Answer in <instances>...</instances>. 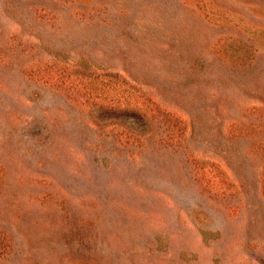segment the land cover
Instances as JSON below:
<instances>
[{"label": "rangeland", "instance_id": "374dc122", "mask_svg": "<svg viewBox=\"0 0 264 264\" xmlns=\"http://www.w3.org/2000/svg\"><path fill=\"white\" fill-rule=\"evenodd\" d=\"M0 241L264 264V0H0Z\"/></svg>", "mask_w": 264, "mask_h": 264}, {"label": "trees", "instance_id": "16d2710c", "mask_svg": "<svg viewBox=\"0 0 264 264\" xmlns=\"http://www.w3.org/2000/svg\"><path fill=\"white\" fill-rule=\"evenodd\" d=\"M114 109H111L113 113H120L123 112V114H130V117L133 118L134 122H141L146 116L147 113L145 111H141L138 107H135L133 109H127V108H119L117 106H114ZM9 246L7 244H3L0 241V254H8L9 252Z\"/></svg>", "mask_w": 264, "mask_h": 264}]
</instances>
